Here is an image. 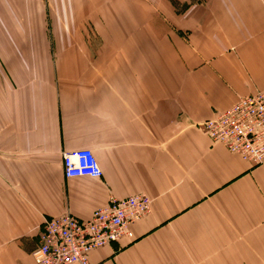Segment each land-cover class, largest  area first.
I'll use <instances>...</instances> for the list:
<instances>
[{
	"label": "crops",
	"instance_id": "obj_1",
	"mask_svg": "<svg viewBox=\"0 0 264 264\" xmlns=\"http://www.w3.org/2000/svg\"><path fill=\"white\" fill-rule=\"evenodd\" d=\"M264 89V0H0V264L46 220L146 195L90 264H264V164L201 125ZM94 152L100 179H67Z\"/></svg>",
	"mask_w": 264,
	"mask_h": 264
},
{
	"label": "built area",
	"instance_id": "obj_2",
	"mask_svg": "<svg viewBox=\"0 0 264 264\" xmlns=\"http://www.w3.org/2000/svg\"><path fill=\"white\" fill-rule=\"evenodd\" d=\"M214 145L241 157L253 166L264 164V89L242 97L214 119L201 125ZM67 179H100L103 171L90 149L62 153ZM146 195L112 197L88 221L71 214L46 220L33 253L36 264H90L89 255L100 248L133 238L130 227L151 211Z\"/></svg>",
	"mask_w": 264,
	"mask_h": 264
}]
</instances>
